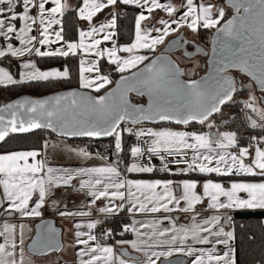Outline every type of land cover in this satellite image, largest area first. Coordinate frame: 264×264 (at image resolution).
<instances>
[{
	"label": "snow or ice",
	"instance_id": "6c2138e0",
	"mask_svg": "<svg viewBox=\"0 0 264 264\" xmlns=\"http://www.w3.org/2000/svg\"><path fill=\"white\" fill-rule=\"evenodd\" d=\"M68 8V0H0V87L71 82L73 68L78 84L0 104V143L47 134L36 147L0 152V212L41 218L27 248L46 254L61 249L59 231L42 219L52 209L68 224L75 264H157L161 257V264H237L231 213L264 210V109L251 87L255 81L264 93V0H79L75 38L63 25ZM126 8L135 9L134 26L119 42ZM201 30L211 37L203 76L198 65L186 70L166 54L184 49L191 57L189 44L199 53ZM53 60L64 63L41 67ZM232 70L250 82L238 88ZM244 89L248 97L238 101ZM130 93L147 103H133ZM232 105L240 111L226 114ZM237 120L254 134L245 139L231 127ZM125 133L135 143L126 145ZM104 139L103 150L93 151ZM85 140L91 143L69 142ZM57 154L77 163L56 164ZM157 170L185 178H143ZM149 214L159 215L138 218ZM17 227L7 219L0 225V264H24L25 224ZM126 234L133 238L107 243ZM174 254L188 261L169 259Z\"/></svg>",
	"mask_w": 264,
	"mask_h": 264
},
{
	"label": "trees",
	"instance_id": "16d2710c",
	"mask_svg": "<svg viewBox=\"0 0 264 264\" xmlns=\"http://www.w3.org/2000/svg\"><path fill=\"white\" fill-rule=\"evenodd\" d=\"M229 11V9H228ZM231 11H229L230 13ZM134 14L135 9L126 8L122 9L121 20L119 21L122 26V32L119 35V42H125L134 26ZM78 18L74 10L67 12L63 17V25L66 31V36L75 38L77 36L76 28L78 26ZM204 40L209 41L210 35L206 30H201L200 33ZM63 60H53L50 65ZM64 62V61H63ZM69 65L72 66V61H69ZM41 66H48L42 64ZM73 80L63 84H57L55 86H36V85H25L15 88H3L0 87V104L15 99V97L21 95H31L33 97H41L56 91H61L70 88H77L78 84L75 79V68H73ZM187 77H185L186 79ZM196 78V77H193ZM246 90L239 91L236 95V99L239 101L245 95ZM241 98V99H240ZM134 102H143V99L132 96ZM241 106L232 105L225 106L223 111L226 114H234L240 111ZM179 126L175 124H170ZM123 126V125H122ZM199 127V126H197ZM233 128H240L244 134L245 139L249 134H254L250 128H241V120H237L235 124L231 125ZM189 128H192L189 126ZM47 134L42 131H36L26 135H15L7 138V143L0 145V152L10 150H21L36 147L40 144L42 138ZM126 145L135 143V137L129 136L127 133L124 134ZM109 142L108 140H104ZM81 144L88 142L87 140L81 142ZM260 179L259 177H257ZM264 211H238L234 214V227H235V249H236V261L237 264H258L259 261L264 260ZM119 221L114 223L116 227ZM110 225V224H109ZM130 234L125 235L122 238H128Z\"/></svg>",
	"mask_w": 264,
	"mask_h": 264
},
{
	"label": "crops",
	"instance_id": "0c3cea01",
	"mask_svg": "<svg viewBox=\"0 0 264 264\" xmlns=\"http://www.w3.org/2000/svg\"><path fill=\"white\" fill-rule=\"evenodd\" d=\"M79 2V0H68L69 3V8L66 10L65 14L71 10H74L75 5ZM174 2L179 3V0H174ZM219 3L224 4V0H218ZM105 13H107V9L105 10L104 13L98 14L99 18H103V16L105 15ZM122 13V11H121ZM64 14V15H65ZM63 19V18H62ZM78 25L80 24V21L78 20ZM203 37L200 34L199 38H198V43L199 45L203 44ZM191 45V44H189ZM161 49L164 48V45L160 46ZM178 54V53H177ZM176 54V55H177ZM182 56V55H181ZM63 61H59L56 63H53L51 65L48 66H56L59 67L63 64ZM48 66H41V67H48ZM12 70H16V63L15 61H13L12 63ZM146 127L151 126V127H161L164 125H145ZM166 126H170V125H166ZM139 127V126H137ZM183 127V126H182ZM173 128V127H171ZM174 129V128H173ZM175 130H180V129H175ZM182 130H186V129H182ZM192 129L190 128L189 131H191ZM45 137V136H44ZM52 139H57L55 136L52 137ZM70 143H76V144H81L78 141H69ZM54 163L56 164H64V165H68V164H75L77 163L76 161H72V160H68L63 154H57L54 161ZM159 161H153L154 164H156L157 169H159ZM176 168H183V167H172V169H176ZM143 178H168V179H182L185 177H180V176H169L167 173H161L157 170V172H155L154 174H145V176ZM193 178L199 179L198 176H193ZM249 179H253V178H249ZM258 180V178H255ZM75 199V198H74ZM77 203H79V200H76ZM71 206V205H70ZM238 211H264L261 209H256V210H237L231 213L233 219H234V214L235 212ZM3 215L2 212H0V216ZM122 216L124 215L123 213L121 214ZM152 215H159V214H149L147 217L144 216H138L139 219H145V218H152ZM175 215V214H173ZM5 219L8 220L9 223H13V224H17V231H19V224L20 223H24L25 224V232H24V238H25V259H24V264H75L76 261V255H75V246L73 244L72 241V237L70 236V234L66 231V229L68 228V224L67 222L62 219L61 217H59L58 215H56L52 209H48L43 216V220L45 219H52L55 221V226L58 227L61 231H62V241L61 243H63V248L59 253H51L45 256H34L32 254H30L27 250V245L28 243L31 242V238L35 235V226L37 223H39L41 221V218H27V219H23L21 220L19 217H11V218H3V220L1 219L0 225H2L5 222ZM264 221V220H263ZM126 222H130V221H126ZM166 223V222H165ZM109 227L114 226V223L108 225ZM29 229H31V231H29ZM141 231H143V229H141ZM132 235L130 234L128 238L126 239H132ZM121 239H125V238H121ZM235 241V240H234ZM0 242H2V238H0ZM109 243V242H107ZM112 244V243H109ZM114 245V244H113ZM235 247V245H234ZM117 252L119 250V246H115ZM127 249L130 251V253H134L136 255H138L140 258L139 260L142 262L144 257L142 253H136L134 252L130 247H127ZM175 256H182L180 254H174L172 257ZM170 257V258H172ZM155 259V258H154ZM164 258L161 257L160 260H157V264H161V261ZM188 261V258H187ZM188 264H190V261H188Z\"/></svg>",
	"mask_w": 264,
	"mask_h": 264
},
{
	"label": "water",
	"instance_id": "95a60500",
	"mask_svg": "<svg viewBox=\"0 0 264 264\" xmlns=\"http://www.w3.org/2000/svg\"><path fill=\"white\" fill-rule=\"evenodd\" d=\"M226 3V0H224V4ZM229 11H231V9H229ZM210 39V41H209V47L208 48H204V47H202V46H200V49H201V51L199 52V53H196V51L194 50V51H189L188 49H187V51L189 52V53H192V56L191 57H186V56H184L183 55V52H184V49H174L172 52H170V53H166L167 55H170L171 56V58L172 59H174V60H176L177 61V59L175 58V55L178 53V52H180L181 54H182V56L184 57V58H186V59H194L195 57H201L202 59H204L203 60V62H202V66H201V69H202V73H200L199 72V76H203V75H205L206 73H207V71H208V60H209V57H210V55H211V37L209 38ZM177 63H178V65L180 66V63L177 61ZM181 68H184V67H182V66H180ZM185 69V68H184ZM234 73H238L239 75H241V76H243V77H246V79H249L250 80V77H248L246 74H244V73H240L238 70H232L231 72H230V74L232 75V76H234L233 74ZM185 78V77H184ZM196 78H199V77H196ZM235 80H236V82H237V85H238V88H239V85H240V80L238 79V78H236V77H233ZM252 83H253V85L255 86V90H257V91H260L259 90V88L256 86V83H255V81H251ZM72 89H76V88H70V89H65V90H61V91H56V92H53V93H50V94H47V95H43V96H41V97H33V96H31V95H28L29 97H31V98H43V97H45V96H48V95H52V94H55V93H58V92H62V91H66V90H72ZM135 96V97H138V96H136V94L135 93H130V99L132 100V96ZM23 96H27V95H21V96H18V97H15V99H19V98H22ZM139 98H141V99H143V102H138V103H144V104H146L147 103V97H139ZM14 98H13V100H15ZM13 100H10V101H13ZM10 101H8V102H10ZM132 102L133 103H137V102H134L133 100H132ZM6 103V102H5ZM179 126H182V125H179ZM36 131H39V130H35L34 132H36ZM33 133V132H32ZM26 134H30V133H25V134H16V135H26ZM104 140H108V139H104ZM1 144H3V143H0V145ZM3 218H6L4 215H1L0 216V222H1V219L3 220ZM45 221H48V222H50L51 224H52V226L53 227H55L58 231H59V233H60V235H59V243H60V245H61V249H60V251L62 250V248H63V243H61V241H62V231L58 228V227H56L55 226V221L54 220H52V219H45ZM41 223V221L39 222V223H37L36 225H38V224H40ZM35 228H36V226H35ZM34 231H35V229H34ZM29 244V243H28ZM27 250H28V248H27ZM60 251H52V252H50V253H46V254H41V253H39V252H37V253H35V254H33V253H30L29 251V253L30 254H32V255H34V256H45V255H48V254H51V253H59ZM127 251L129 252V254L130 255H132V256H137V257H139L138 255H136V254H134V253H130V251L127 249ZM118 252H119V250H118ZM140 258V257H139ZM169 259H173V260H175V259H184V260H186L187 261V258H185V257H183V256H175V257H172V258H169Z\"/></svg>",
	"mask_w": 264,
	"mask_h": 264
},
{
	"label": "rangeland",
	"instance_id": "374dc122",
	"mask_svg": "<svg viewBox=\"0 0 264 264\" xmlns=\"http://www.w3.org/2000/svg\"><path fill=\"white\" fill-rule=\"evenodd\" d=\"M202 41H203L202 47L208 48L209 47V41L210 40L209 41L202 40ZM175 58L180 63V66L184 67L186 70H191V69H193L194 65H198V67L195 68V71L198 72V73L199 72L202 73V69H201V65H200V64H202V59L200 57H196L194 59H186L183 56H181V54L178 53L177 55H175ZM249 82H250L249 79H246L245 81H243V83H245V84H248ZM251 87H252V90H253L254 95L257 97V101H256L257 107L264 109V105L261 103V98H258V94L259 93H258L257 90H255V86L253 85L252 82H251ZM244 90H246V92H245V95L242 98L243 99H247V97H248V90L247 89H244ZM251 114L259 122V117L256 116L255 113H251ZM129 126H131V125H129ZM164 126H166V125H164ZM169 127H173L174 129H180V130L185 129L184 126L182 127V126L170 125ZM186 130L189 131L190 128L188 127ZM158 164H159V162H158Z\"/></svg>",
	"mask_w": 264,
	"mask_h": 264
},
{
	"label": "built area",
	"instance_id": "2783aa9c",
	"mask_svg": "<svg viewBox=\"0 0 264 264\" xmlns=\"http://www.w3.org/2000/svg\"><path fill=\"white\" fill-rule=\"evenodd\" d=\"M86 143H91L90 141H88V142H86ZM108 144V142L107 141H101V142H97V143H95V144H92V150L93 151H95V150H97V149H101V150H103V148L106 146ZM180 157H179V155H176V156H172V155H169L168 157H167V159L169 160V161H172V160H174V159H179ZM185 159H187V156H185ZM153 161H158L156 158H153ZM186 165L185 164H175V163H169L168 164V167L169 168H172V167H185ZM126 235H128V234H126ZM122 237H120V236H115V238L114 239H109L107 242H109V243H112V244H114L115 245V239H121Z\"/></svg>",
	"mask_w": 264,
	"mask_h": 264
},
{
	"label": "flooded vegetation",
	"instance_id": "af4514ba",
	"mask_svg": "<svg viewBox=\"0 0 264 264\" xmlns=\"http://www.w3.org/2000/svg\"><path fill=\"white\" fill-rule=\"evenodd\" d=\"M199 46H202V45H199ZM187 49L189 50V51H194L195 49H194V47H193V45H188L187 46ZM179 54H181L180 52H178ZM182 55V54H181ZM196 58V57H195ZM201 58V57H200ZM202 59V58H201ZM203 60L204 59H202V62H203ZM201 65V64H200ZM202 66V65H201ZM234 76L233 77H236V78H238L239 80H240V82L241 81H245L246 80V77H243V76H241V75H239L238 73H234L233 74ZM258 98H264V93H262L261 91H258ZM241 99V98H240ZM243 99V98H242ZM263 105H264V103H262Z\"/></svg>",
	"mask_w": 264,
	"mask_h": 264
}]
</instances>
